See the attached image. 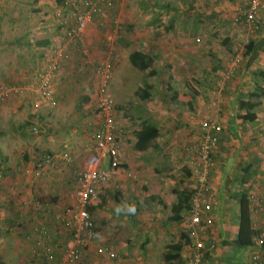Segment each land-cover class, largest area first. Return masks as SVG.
Wrapping results in <instances>:
<instances>
[{
	"label": "rangeland",
	"instance_id": "1",
	"mask_svg": "<svg viewBox=\"0 0 264 264\" xmlns=\"http://www.w3.org/2000/svg\"><path fill=\"white\" fill-rule=\"evenodd\" d=\"M243 1L115 0V3L107 4L102 20L91 22V28H87L90 30V55L95 61L109 60L113 66L110 92L116 106V118L126 127L125 161L128 162L125 167L120 166L119 173L111 176L99 194L93 213L94 239L79 250L74 262L65 263L63 254L71 244L69 235V241L67 239L60 245L58 264H159L163 261L165 244L176 240L185 226L182 221H169L167 217L172 213L171 201L175 198V190L191 184L185 169H191L195 164V156L189 152V147L194 144L193 136L200 133L197 121L203 119L215 120L222 125L224 140L222 146L219 147V143L217 146L223 153V160L218 162L220 167H214L218 170V182L224 184L219 193L220 200L228 198L223 203L225 206L230 204V209L227 208L229 213H220L218 218L214 211L211 222L205 220L201 224L200 237L205 243H214L213 249L206 253L205 261L206 264H250L249 247L236 248L221 243L223 239L234 237V211L242 192L249 198L251 216L254 212L252 219L263 211L259 209L260 205L264 206L263 104L255 108L257 118L254 121L238 118L243 112L238 107L239 100L247 98L256 85L263 84L256 79L254 71L264 69V61L256 60L257 46L250 60L255 63L246 65L242 43L249 41V34L231 16L234 5ZM46 3L44 14H40L38 0H0V85H27L32 89L36 74L49 54V47L59 43L55 7L52 11L54 1L47 0ZM168 23L173 27L169 29ZM225 35L234 38V55L232 51H223L221 48L224 46H218ZM44 41L49 44L38 49L35 47V43ZM180 43H190L189 50H184ZM4 44L7 45L3 47ZM137 49L158 50L162 59L157 68L158 76L147 77L153 85L151 99L133 95L147 75L146 71L133 67L128 60L129 53ZM231 61H235L234 67L239 69L238 74H234V80L237 79L234 85L238 84V89H232L226 97L221 95L223 90L220 91L218 82L233 76L230 73L227 77ZM68 73H74L73 67ZM87 73L81 82L76 77L73 81L63 77L59 85L69 94L62 95L59 91L60 95H57V90L52 93L47 100L49 105L53 104L51 108L42 105L40 99L36 100L27 90L22 95H12L0 107L1 190L3 185L10 187L9 182L16 185L15 181L20 176L15 171L18 160L16 157L11 159L12 155L30 154L32 169L34 158L42 153L67 150L74 157L73 163L66 165L68 168L74 169L82 164L88 137L84 121L92 119V105L89 98H83L88 97L95 87L91 74ZM190 77L196 82H192ZM193 86L201 93L200 106L191 96ZM174 91L179 94L186 91V97H175ZM188 100H191L190 107ZM223 102L227 104V110L221 107ZM211 104L213 107L209 106ZM186 118L192 122L188 123ZM152 120L158 123L160 135L148 149L138 151L133 131L144 121ZM32 126L37 127V132L31 130ZM249 161L251 174L248 182L242 184V167ZM163 163L167 169L154 171L157 165L165 166ZM71 188L68 186L66 194H63L66 205L69 204L67 199ZM214 191L215 207L218 193L217 189ZM149 193H156L165 206L156 201L150 204L146 198ZM203 215L206 217L205 213ZM187 222L188 214L184 219V223ZM104 247L107 252H113L114 257H107L106 251L99 252ZM1 253L0 261L4 258L9 261L10 256ZM150 253L151 258L148 257ZM25 257L22 264H33L31 261L27 263ZM183 263L180 260L178 264Z\"/></svg>",
	"mask_w": 264,
	"mask_h": 264
},
{
	"label": "built area",
	"instance_id": "2",
	"mask_svg": "<svg viewBox=\"0 0 264 264\" xmlns=\"http://www.w3.org/2000/svg\"><path fill=\"white\" fill-rule=\"evenodd\" d=\"M102 0H54L56 27L59 33V43L51 44L49 54L36 74L35 85H0V107L12 95L31 90L43 101L52 95V86L61 79L65 66L75 60L77 67L88 70L94 80L95 87L89 93L88 101L92 105V119L85 120L87 128L86 155L80 167L74 168V184L68 194L69 204L65 206L62 220L64 228L70 232L71 244L65 249L63 260L74 262L79 250L95 237L92 206L97 204L103 187L115 174L120 164L119 144L124 134V127L116 122L115 102L110 92L113 77V66L109 60L94 61L85 44V32L94 16H101L105 9L99 4ZM264 11V0H245L236 5L232 16L245 31L254 32L260 28V15ZM235 61L228 65V75L233 72ZM221 79L218 82L222 89ZM264 104V97L262 100ZM199 138L189 147V152L195 156V164L191 167L190 188L193 190L188 200V222L186 232L191 241L188 244L187 264H205V255L213 248V243H205L200 237L201 224L205 214L213 210L215 191L210 180L213 166L212 155L216 148L222 130V125L215 120L203 119L198 122ZM31 130L37 132V127ZM74 157L67 150L45 152L34 158L33 170L41 174L47 167H54L57 162L64 165L73 163ZM258 217L252 219L255 229L251 249L250 264H264V206L260 205ZM60 219V217H57ZM210 222L211 217H206ZM107 248H100V251ZM108 257H114L113 252H107Z\"/></svg>",
	"mask_w": 264,
	"mask_h": 264
},
{
	"label": "crops",
	"instance_id": "3",
	"mask_svg": "<svg viewBox=\"0 0 264 264\" xmlns=\"http://www.w3.org/2000/svg\"><path fill=\"white\" fill-rule=\"evenodd\" d=\"M52 1H54V0H52ZM112 1H113V3H115V0H111V1L110 0H102V1H99V4L105 9V12H106V8H108L107 4H110V2H112ZM230 1H232V0H230ZM46 2H47V0H38V6H39L40 14H42V13L44 14L45 9L47 8V6H45V4L47 5ZM235 6L236 5H234V7ZM53 7L54 6L52 4V11H53ZM105 12L103 14L104 16H105ZM54 15L56 17V13H54ZM231 16H232V12H231ZM260 17H261L260 18V25H261L260 28L254 32H249V31H246V32L249 34V37H248L249 40L252 39L255 41V46H257V51H259L258 55L256 56V60H259L260 62H262V61H264V11L261 12ZM232 18H233V16H232ZM56 19H57V17H56ZM94 19H96V21L102 20L101 16H98V17L94 16V18L88 24V27H87L88 29L91 28L90 25H92L91 22H93ZM168 27L170 29L171 27H173V24L168 23ZM88 29L85 32V41H86L85 44L87 45V48L90 51V50H92V48L90 47V43H88V42H90V40L88 38V32L90 30L88 31ZM225 37L230 38V42H228V43L232 44L231 50H228L227 44H226L227 47L225 45H223L222 40ZM45 42L46 41H44V43H35V47L38 49L40 47L42 48L44 46H47L49 43L48 42L45 43ZM234 43H235L234 38L231 35H225L224 37H222L220 39L218 46L219 47L221 45L224 46L221 48L223 51L225 49L228 51H232L231 54L234 55V53H233V50L235 47ZM154 44H158V43H154ZM180 44L183 46L184 50L185 49L189 50L190 43H180ZM245 44L242 43V45H245ZM6 45L4 44L2 46L5 47ZM243 48H244V46H243ZM142 51H145V50H142ZM145 52L155 54L158 57V61L156 64L157 74L154 76H151V77L155 78L158 76V69L157 68H158L159 64L162 62V59L159 56L158 50L152 49V50H147ZM185 52L186 51H182V53L187 55V53H185ZM243 54H244V52H243ZM46 59H47V57L45 58V61H46ZM98 60H100V59H98ZM98 60H96V61H98ZM245 60L247 62L246 65H248V64L252 65L255 63L254 61H250L251 57H245ZM45 61H44V63H45ZM248 62H250V63H248ZM44 63H43V65H44ZM75 63H76L75 60L67 63L61 79H63V77H65L69 81H73V78L76 77V79L81 82L82 80L85 79V77H86L85 74L87 72H89V73H87L88 75L91 74L90 71H88V70H85V71L80 70ZM110 63H111V61H110ZM72 67H73L74 73H68L69 69H71ZM75 68H77V69H75ZM246 68H247V66H246ZM246 68L244 67L243 69H246ZM238 72H239V69L237 70V68L234 67L233 72L231 74L233 76L230 79H227L226 81L223 80L222 89H221L223 91H222L221 95L224 94V96L227 97L230 95L232 89H235V90L238 89V84L234 85L237 82V79L234 80L235 79L234 74H238ZM146 73H147V71H146ZM88 75H87V78L89 77ZM169 76L170 75H168V77ZM61 79L54 82V84L52 86V90H53L52 93L55 94V91L57 90L58 91L57 95H60L59 91H62L61 92L62 95H64V94L67 95V94H69L68 91H66L65 88L61 89L62 87L59 85ZM91 81H93V84H94V80L92 78H91ZM89 83L90 82L87 80V87L88 88L90 86ZM196 89L199 91V89L197 87H196ZM27 91L30 92L31 94H33L34 97L36 98V100L40 99L39 101H41L43 103L42 105H45V106L48 105L49 106L48 108L53 107V104L49 105L47 102L43 101L37 94L31 92L30 90H27ZM27 91H22L19 95H22L24 92H27ZM192 91H193V88H192ZM182 93H186V91H182ZM86 94H88V92ZM86 94L83 96H86ZM200 94L201 93L199 92L198 95L194 96V102L196 101L199 106H200V104H199ZM218 95H220V94L218 93ZM87 98L88 97H85L83 99L86 100ZM37 104H38V101H37ZM262 104L263 103H261V105ZM57 106H58V104H57ZM188 106L190 107V105H188ZM209 106L213 107L212 104ZM226 106H227V104L225 102H223V105H221V107H223L227 110ZM263 106H264V104H263ZM115 117H116V115H115ZM186 121H189L188 123L192 122L190 118H186ZM116 122L119 123L121 126H123L121 124L122 122L118 121V118H116ZM150 122H154L157 125V127L159 128V125L156 121L152 120ZM198 122L199 121H197V124H198ZM195 125H196V123H195ZM140 126L136 127V129L133 131V137L134 138H135L134 132L137 131L138 129H140ZM33 127H36V126H32V128ZM123 127H124V131L126 132V127L125 126H123ZM227 127H228V125H227ZM190 128L193 129L194 127L190 126ZM225 131H226V128H225ZM125 132H124V134H125ZM184 132H185V129H184L183 133ZM224 133L226 134V132H224ZM124 134H123L122 138L120 139V144H119L120 164H119V167L116 169L115 174L119 173L120 166L125 167L126 166L125 164L128 162V161H125L126 160L125 143L127 141L125 140ZM194 134H196V131H194ZM159 135H160V128H159ZM188 135H189V133H188ZM198 136H199V132L195 136H193L195 141H198V138H199ZM218 137H219V141H218L219 144L218 145L220 147V146H222V140H224V134L222 131L218 134ZM189 139H190V136H189ZM195 141H194V144L196 143ZM220 141H221V144H220ZM135 142H136V139H135ZM135 142H134V145H135ZM138 151H140V150H138ZM143 151H145V150H143ZM46 152H49V151H46ZM213 155H214L213 156V158H214L213 163L214 164H213L211 171H210V180H211L213 188L215 186L214 189H217L218 194H217L216 206L214 207V203H213V210L209 214H206V217L213 218L212 217L213 213H214V211H216V213H218V218H219L220 213H222V214L229 213L227 208L230 209V204H228V201H227V204H228L227 206H225V204L223 203V202L226 203V200H229L228 198H226V200L224 199L223 201L220 200V194L219 193L221 192L222 188H224V184H221V182H218V180H217V176H218L217 171L218 170H217V168L214 167V165L219 166L218 165L219 160H223L222 159L223 153L219 152L218 146L214 150ZM12 156L13 157L11 159L14 160V157H16L15 160H18L17 165L19 164L18 165L19 167L17 165H15V171L19 172L18 174L20 176H19V179H17L15 181L17 183L16 185L13 186L12 183L9 182L10 187L8 186V184H6V185H3V187H4L3 190L0 189V251L3 252V253H1V252L0 253L1 254L6 253L8 256H10L9 261H7L4 258L2 260V262H3V264H22L23 257H25L27 255V257H25V261L27 263H30V261H31V262H33V264H58V255H59V252L61 250L60 245H62L64 243V241H66L67 239H68V241L70 239L69 238L70 232H68L64 228V226L62 224V220L64 218L63 211H64V208L66 206V204H65L66 199H64V195L66 194L68 186L72 187L74 184V177H75L74 176V169H70L66 165H64L63 163L57 162L54 167H47L44 171H42L41 174H37L33 170V168L31 169V167H30V160H29L30 154L28 155V153L22 152L19 155H16V156L12 155ZM250 162L251 161H249L248 164L252 165ZM248 164H246V165H248ZM75 165H76V163H75ZM80 166H81V163L78 164V167H80ZM157 167L160 168V171L167 169L166 165L165 166L157 165L154 167V171H156L155 169ZM187 170L190 171V174H189V178H190L191 169H187ZM26 173H30V174L28 175ZM250 174H251V170H250ZM219 178H220V175H219ZM66 184H68L67 187L65 186ZM189 187H190V185H189ZM144 189L147 190L146 187H144ZM1 191H3V192H1ZM152 194L156 195V193H149V195H146V198H148ZM67 200H69V199H67ZM175 202H176V194H175V198H172L171 209H172L173 203H175ZM237 203H239V201H237ZM237 203H236L237 206H236L235 211H234V213L236 215L234 237L236 236L237 229H238L239 205ZM96 205L97 204L92 206L93 209L91 211H93V213L96 210ZM222 210H223V212H222ZM253 213H252L251 218H253V215H254ZM186 214H187V209L182 212V219L180 221H178V222L182 221L181 223L183 226L185 225L184 219H185ZM58 216L60 217V219L57 218ZM206 217L204 218L203 222H205V220L207 219ZM210 222H211V220H210ZM201 228L202 227H199L200 231H201ZM185 229H186V227L184 226L183 229H181V231L186 232ZM176 240H173V241H176ZM223 240H225V239H223ZM223 240H221V243ZM213 247H214V243H213ZM104 248H106V247H104ZM165 249H164V251H165ZM211 249H213V248H211ZM164 251H163V253H164ZM188 252H189L188 251V245H185L182 249V252H181V258L179 260H177L175 262V264H178L180 260L181 261L183 260V262H184L183 264H187ZM100 255H102V254L100 253ZM107 257H108V255H107ZM148 257L151 258V253L148 254ZM162 257H163V254H162ZM16 260H17V262H16ZM147 264H151V263H147ZM159 264H164V261L161 260V262Z\"/></svg>",
	"mask_w": 264,
	"mask_h": 264
},
{
	"label": "trees",
	"instance_id": "4",
	"mask_svg": "<svg viewBox=\"0 0 264 264\" xmlns=\"http://www.w3.org/2000/svg\"><path fill=\"white\" fill-rule=\"evenodd\" d=\"M223 45H228V50H231L232 44L230 42L229 37H225L223 40ZM46 43V42H45ZM227 47V46H226ZM255 47V41L250 39L244 45V56L251 57L253 50ZM128 60L131 65L137 68L140 71H147V75L145 76L141 83L137 85V88L134 92V96H138L141 99H151L152 93L151 89L153 85L147 81V77H151L157 74L156 64L158 61V57L155 54H151L149 52H145L142 50H133L128 55ZM254 75L257 80H261L263 84L256 85L251 94L247 96L245 99H240L238 102V107L243 112L238 115L239 119L252 122L257 118L255 108L263 103L264 97V69H256L254 71ZM192 82H196L195 78L190 77ZM192 97L198 95L199 91L193 86ZM132 96L129 97V101H131ZM175 97H186V93H178L173 92ZM187 104H191V100L187 101ZM134 136L136 139L135 147L137 150L143 151L148 149L153 141L159 136V128L154 122L144 121L141 123L140 129L134 132ZM252 165L248 164L242 167L243 175L240 179L242 184L248 182L250 177V170ZM156 172H160V168L157 167ZM186 175L189 176L190 171L186 170ZM192 189L189 186H182L180 189L175 190L176 194V202L172 205V213L167 218L169 221L178 222L182 219V212L185 211L188 207V200L192 194ZM147 200L152 202L156 201L157 203L165 206V202L158 195L152 194ZM149 205V204H148ZM93 207L90 208L92 210ZM251 207L248 196L242 192L239 198V211H238V229L236 236L231 239H225L222 241L223 244L233 246L236 248H248L252 245L253 237L255 235V229L252 225L251 218ZM191 241L189 234L181 231L178 239L176 241H170L165 245V251L163 253V261L164 264H175L177 260L181 258V252L185 245H188ZM0 264H3L0 261Z\"/></svg>",
	"mask_w": 264,
	"mask_h": 264
}]
</instances>
